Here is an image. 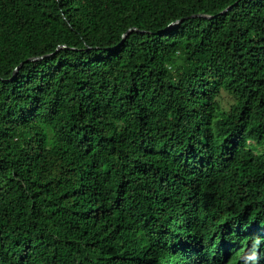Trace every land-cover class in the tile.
Returning <instances> with one entry per match:
<instances>
[{
    "label": "trees",
    "instance_id": "16d2710c",
    "mask_svg": "<svg viewBox=\"0 0 264 264\" xmlns=\"http://www.w3.org/2000/svg\"><path fill=\"white\" fill-rule=\"evenodd\" d=\"M0 264H264V0H0Z\"/></svg>",
    "mask_w": 264,
    "mask_h": 264
},
{
    "label": "rangeland",
    "instance_id": "374dc122",
    "mask_svg": "<svg viewBox=\"0 0 264 264\" xmlns=\"http://www.w3.org/2000/svg\"><path fill=\"white\" fill-rule=\"evenodd\" d=\"M221 101L223 107L228 108L233 101V98L224 90H222L221 94L218 96Z\"/></svg>",
    "mask_w": 264,
    "mask_h": 264
},
{
    "label": "water",
    "instance_id": "95a60500",
    "mask_svg": "<svg viewBox=\"0 0 264 264\" xmlns=\"http://www.w3.org/2000/svg\"><path fill=\"white\" fill-rule=\"evenodd\" d=\"M231 7V6H230ZM230 7H228V8H226L225 10H223L222 12H226ZM195 16H205V17H212V15H207V14H196ZM175 23H172L171 25H170V27L171 26H173ZM133 29H136L137 30V28L136 27H132V28H130L126 33H124V35H123V38H125L126 37V35H127V33H129L131 30H133ZM29 59H37V57H32V58H29ZM23 64V62H21V64L19 65V66H17L16 67V69H15V72H14V74H16L17 72H18V70H19V68H20V66Z\"/></svg>",
    "mask_w": 264,
    "mask_h": 264
}]
</instances>
